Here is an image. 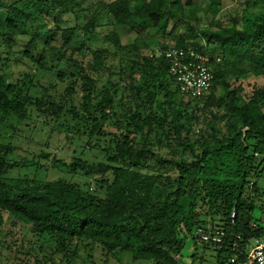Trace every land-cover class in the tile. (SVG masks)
Wrapping results in <instances>:
<instances>
[{
	"label": "trees",
	"instance_id": "obj_1",
	"mask_svg": "<svg viewBox=\"0 0 264 264\" xmlns=\"http://www.w3.org/2000/svg\"><path fill=\"white\" fill-rule=\"evenodd\" d=\"M77 3L0 0V43L8 46L7 56L20 55L37 72L54 71L57 66L47 62L46 49L60 35L63 48L90 54V70L99 77L107 73L122 80V84L94 80L82 62L69 59L77 74H71L75 80L63 95L58 98L45 91L34 97L30 90L37 87L32 84L34 76H25L26 85L23 81L12 83L0 73L1 119L18 124L34 121V113L35 118L64 115L76 123L70 129L73 138L87 140L85 145L80 142L83 150L98 146L92 144L94 139L111 135L103 150V163L80 159L69 165L56 162L70 173L95 177L102 196L62 179L6 181L19 165L10 161L14 147L0 142V226L4 217H11L27 227L33 239L27 241L28 247L20 245L23 259L15 250L12 264H49L55 255L69 264L81 248H100L107 257L129 253L132 262L177 264L186 239L200 243L192 234L206 219L217 221L214 226L225 232L218 254L227 251L236 264L245 263L250 243L264 239V226L254 218L256 208L251 197H245L246 190L253 193L256 188L249 185L251 174L260 179L264 169V86L254 84L247 91L243 84L250 75L264 79V13L244 12L239 22L211 28L200 25L192 0L186 4L180 0H101L96 8L82 11L86 21L81 39L73 40L75 28H49L47 21L55 19V9L59 16L73 12ZM218 8L212 4L210 11L216 14ZM101 14L122 29L151 27L163 33L170 20L183 21L188 14L197 26L188 19L190 37H184V29L180 33L184 39L160 49L192 46L213 58L209 62L214 75L210 91L200 98L180 94L168 74L167 62L140 56L134 48L135 58L129 65L136 68L137 77L124 70L112 72L114 67L108 63L122 50L117 34H106L102 47L92 49L89 45L98 35ZM25 33L29 39L22 45L23 51L13 50L16 39ZM246 64L253 66L251 72L238 69ZM56 75L62 76L60 72ZM229 75L237 83L233 89ZM218 88L223 95H217ZM108 120L114 121L115 133L107 131ZM205 121L216 142L191 143L192 129ZM197 144L200 150L195 154ZM180 146L195 160H165L156 152ZM5 242L0 248L10 251Z\"/></svg>",
	"mask_w": 264,
	"mask_h": 264
},
{
	"label": "rangeland",
	"instance_id": "obj_2",
	"mask_svg": "<svg viewBox=\"0 0 264 264\" xmlns=\"http://www.w3.org/2000/svg\"><path fill=\"white\" fill-rule=\"evenodd\" d=\"M101 0H78L77 7L73 12L60 13L58 16V10H54L56 15L55 19L49 18L48 26L51 29L59 28L60 30L75 28L76 38H82V27L86 18L84 16L85 9L96 8L97 3ZM106 2L113 0H105ZM184 4L188 3V0H180ZM195 8V17L198 18L202 27L216 28L217 26H228L232 21H240L244 12L249 14L259 15L264 13V0H192ZM212 4H218L219 12L213 14L210 11ZM90 12H86V15ZM189 17L185 15L183 21L170 20L168 29L166 32H160L151 27L144 29H138L134 31L122 29L113 24V22L105 15L101 14L98 20L100 27L98 28L97 37L89 43L92 49L102 47L103 39L109 32L117 34L122 47L120 55L114 57L109 61L108 66L114 67L112 72H118V70H124L130 76L137 77L138 73L136 68H130L129 61L135 58L134 49L140 56L150 55L151 51L160 49L163 46H172L177 41L184 39V37H190V28L188 26ZM191 25L197 28L194 19H189ZM239 24V23H238ZM186 30L184 37L180 36L182 30ZM174 30V31H173ZM29 39L27 33L16 39L17 45L13 47V50L23 51L22 45H24ZM201 43V40L199 41ZM62 39L60 35L55 36L51 42L50 48L46 49L47 62L52 66H57L54 71H38L31 63L21 58L20 55L7 56L8 46L0 43V73L7 75L12 83L24 82L28 84L25 76L32 77V84L36 85L35 88H30L31 94L34 97H41L46 91L48 94H56L59 98L63 95L65 88L74 81L77 73L72 71L71 63L69 59L82 62V66L87 70L88 75L94 80H101V82L109 80L110 84L120 83L122 80L118 79V76H108L107 73L102 74L99 77L93 70H90L91 56L88 52L77 53L73 50H68L62 47ZM134 48V49H133ZM239 70L251 72L253 66L244 65L238 67ZM53 70V69H52ZM57 72L61 73V77H57ZM250 75V74H249ZM228 83L231 89L236 87L237 83L231 77L228 76ZM128 83V82H127ZM122 84V83H120ZM245 89L248 91L252 85L257 84L264 86V79L262 77H255L250 75L243 82ZM224 91L218 88L217 95L221 96ZM77 102V95L74 97ZM75 107L77 108V104ZM201 113H197V116ZM34 121H26L24 123H18L14 120H4L0 118V142L10 144L14 147V152L10 157V161L17 163L19 167L11 170L6 176V181L10 183H16L26 178H34L37 181L44 183L54 180H66L68 182L77 183L84 190L98 193L102 196L101 190L96 186L95 177L85 176L83 174H73L67 169L59 167L56 162L59 161L66 165L73 162L74 159H80L88 163H103L105 162L104 149L108 145L110 140L109 135L107 138H101L99 140H93L92 144L95 147L87 150H83L79 146L86 144L87 140L73 138L70 132L71 127L76 123L70 121L69 118L65 119L64 115L55 119L48 114L35 118L36 114H33ZM106 129L108 132L115 133L117 131L114 121L108 120ZM211 129L205 122H201L199 126L192 129L189 134V141L191 143L203 141L215 143V138L211 135ZM81 142V143H80ZM197 144L194 148V153H199L200 145ZM156 152L165 160H177L183 159L186 162L195 160L194 155L180 146L173 149H156ZM260 160V157H256ZM264 168V166H263ZM173 177H176L174 173H171ZM249 185L256 186L251 190H246L245 197H251V203L255 206L256 211L254 218L257 224L264 226V169L260 179H255L254 174H251L249 178ZM261 210V211H259ZM217 221L211 222L206 219V223L201 227L202 229L216 228L214 226ZM253 226V225H252ZM258 226V225H257ZM32 237L28 232V228L17 221H13L11 217H4V223L0 226V243L5 242V245H9L11 250H6L4 247L0 248V264H12L15 250L19 251V258L23 259L25 255L22 252L24 250L19 249L20 245L27 246V241H32ZM264 242V239L260 240ZM257 242H251L250 247H255ZM28 247V246H27ZM131 255L129 253H122L118 255L106 256L100 248L93 249L92 251L85 248H81L78 251V255L69 264H147L146 261L132 262ZM177 264H229L230 254L225 251L218 254L216 249L206 247L201 243H195L190 239H186L184 246L181 250L179 257H177ZM25 261V260H23ZM16 262V260L14 261ZM49 264H67L62 260L60 255H55Z\"/></svg>",
	"mask_w": 264,
	"mask_h": 264
},
{
	"label": "built area",
	"instance_id": "obj_3",
	"mask_svg": "<svg viewBox=\"0 0 264 264\" xmlns=\"http://www.w3.org/2000/svg\"><path fill=\"white\" fill-rule=\"evenodd\" d=\"M150 58H163L168 65V74L180 94L186 97L200 98L206 95L214 81V75L209 68L211 57L199 52L192 46L183 48L155 49ZM216 63L220 62L215 58ZM192 239L206 245L208 248H222L225 232L222 229L198 228L194 230ZM235 245L232 246L234 249ZM148 264H159L150 261ZM229 264H236L235 258L229 259ZM243 264H264V242H258L255 247L248 248L246 262Z\"/></svg>",
	"mask_w": 264,
	"mask_h": 264
},
{
	"label": "crops",
	"instance_id": "obj_4",
	"mask_svg": "<svg viewBox=\"0 0 264 264\" xmlns=\"http://www.w3.org/2000/svg\"><path fill=\"white\" fill-rule=\"evenodd\" d=\"M148 264V263H147Z\"/></svg>",
	"mask_w": 264,
	"mask_h": 264
}]
</instances>
